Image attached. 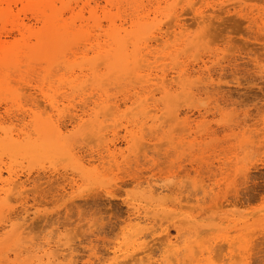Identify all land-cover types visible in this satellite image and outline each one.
<instances>
[{"label":"rangeland","instance_id":"374dc122","mask_svg":"<svg viewBox=\"0 0 264 264\" xmlns=\"http://www.w3.org/2000/svg\"><path fill=\"white\" fill-rule=\"evenodd\" d=\"M108 11L164 38L0 59V264H264V0Z\"/></svg>","mask_w":264,"mask_h":264},{"label":"bare ground","instance_id":"6f19581e","mask_svg":"<svg viewBox=\"0 0 264 264\" xmlns=\"http://www.w3.org/2000/svg\"><path fill=\"white\" fill-rule=\"evenodd\" d=\"M109 6H111V0H0V59L6 62L51 61L63 60L68 55L74 57L78 54L85 59L88 53L92 52L98 59L112 60L115 65L126 68L129 61L126 50L127 40L133 41L134 48L140 44L146 51L150 41L157 44L164 38L163 34L153 35V33L152 36L145 37L148 34L147 27L133 22H130L128 28L124 26L127 22L121 21L117 25L114 17L109 14ZM100 14L106 20V25L101 23ZM178 28L176 24L174 30ZM159 30H161L160 27L157 31ZM17 37L21 40V45L16 46L9 42L10 39ZM31 39L35 42L33 45H31ZM144 57L145 55L140 54L136 62H145ZM65 61L68 63L67 60ZM141 64H138V67L139 65L142 67ZM96 69L91 66L88 71L94 76ZM164 71H162L158 87L162 92H167V87L171 83H167L166 78L169 75ZM178 73L184 74L185 72L179 71ZM57 133L60 135L59 131ZM144 145L146 144H142ZM17 146L20 145L17 144ZM11 147L13 148V145ZM14 177L16 180L13 185L23 188L24 182L19 183L18 176L14 175ZM72 183L73 180L67 182L65 180L62 183L54 181L53 184L72 186ZM53 184L51 183V186ZM132 257L134 261L135 258ZM118 262L112 260L109 264Z\"/></svg>","mask_w":264,"mask_h":264}]
</instances>
